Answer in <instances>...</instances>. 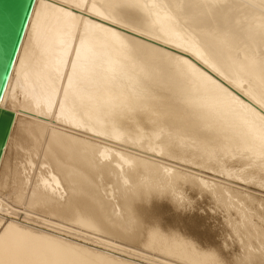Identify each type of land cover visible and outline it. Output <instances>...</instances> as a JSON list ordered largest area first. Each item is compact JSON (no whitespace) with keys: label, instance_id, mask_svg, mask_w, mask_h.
I'll list each match as a JSON object with an SVG mask.
<instances>
[{"label":"bare ground","instance_id":"6f19581e","mask_svg":"<svg viewBox=\"0 0 264 264\" xmlns=\"http://www.w3.org/2000/svg\"><path fill=\"white\" fill-rule=\"evenodd\" d=\"M18 2L0 0V110L12 111L9 127L5 116L0 126V259L10 244L39 253L28 258L58 264H190L204 259L186 247L193 241L201 253L224 248L264 264L260 140L228 130L205 135L176 109L114 116L112 104L145 100L148 90L159 89L156 54L137 49L121 56L119 40L103 31L127 35L102 18L112 12L101 7L109 0H34L24 25L28 0L22 8ZM78 2L81 7L74 8ZM187 2L204 5L194 11L209 21L206 27L230 33L233 55L264 56L261 0H219V7H213L217 0ZM84 21L103 26L90 29L87 39L106 55L93 61L82 50L69 85L65 73L72 71L75 51L66 68L60 65L59 74L55 69L69 32L75 38L70 43L79 46ZM171 49L164 53L200 66ZM177 71L173 67L172 74ZM141 186L163 191L157 207L174 238L150 243L144 225L129 222ZM180 198L186 211H175ZM9 224L19 231L6 234ZM196 231L207 233L209 245L190 238Z\"/></svg>","mask_w":264,"mask_h":264},{"label":"snow or ice","instance_id":"6c2138e0","mask_svg":"<svg viewBox=\"0 0 264 264\" xmlns=\"http://www.w3.org/2000/svg\"><path fill=\"white\" fill-rule=\"evenodd\" d=\"M72 6L80 8L81 3ZM83 6L88 7L86 3ZM203 6L187 0H109L106 6H101L112 10L102 18L110 20L111 24L127 33H117L114 28L103 29L119 40L122 57H131L137 49L156 54L154 79L160 85L158 90H148L145 100L126 98L112 104V114L118 118L131 119L149 109L153 114H169L164 109H176L195 121L199 131L205 135H218L228 130L236 137L259 139V155L264 159V56L256 53L243 57L233 55L230 33L219 25L206 27L209 21L194 11ZM219 6L217 0L213 7ZM261 6L264 7V0H261ZM92 8L95 9L96 5L93 4ZM84 25L85 33L80 36L79 46L70 43L75 38L71 32L68 33L55 69L59 74L60 65L66 68L68 58L75 51V59L70 61L72 71L65 73L69 85L77 75L82 50L86 58L93 61H102L106 55L94 51L87 39L90 29L103 26L89 21H84ZM158 45L161 47L157 53ZM163 46L188 53L200 66L193 63L192 59L164 53ZM172 60H176L175 66L171 64ZM173 67L178 69L175 75L172 74ZM52 80L55 91V77ZM164 199L160 188L141 186L136 189L134 205L129 209V222L143 224L150 243L174 238L172 233H167L163 228V216L157 207V202ZM186 210L187 205L180 198L175 211ZM10 231L19 230L9 224L5 233ZM185 244L194 257H204L203 260L194 259L190 264H253L250 258L242 260L239 256L234 257L224 248L201 253L195 242L186 241ZM261 251L264 252V248ZM4 254L6 258L0 259V264H58L28 258L39 253L10 244L5 245Z\"/></svg>","mask_w":264,"mask_h":264},{"label":"water","instance_id":"95a60500","mask_svg":"<svg viewBox=\"0 0 264 264\" xmlns=\"http://www.w3.org/2000/svg\"><path fill=\"white\" fill-rule=\"evenodd\" d=\"M11 2H14L15 0H10ZM33 2H34V0H28V4H27V6H26V12H27V14H26V17H25V19H24V22H23V25H24V23H25V21H26V18H27V15H28V13H29V10H30V8H31V6H32V4H33ZM19 4H20V6H21V8L23 7V4H24V2H23V0H19V2H18ZM21 32H22V29H21V31H19L18 32V34H17V36H16V38H15V44H14V47H13V50H12V52H11V54H10V57L12 56V53H13V51H15L14 49H16V47H17V44H18V42H19V39H20V36H21ZM6 39H4L3 40V42L5 41ZM16 42H17V44H16ZM159 46V45H158ZM159 47H161V46H159ZM163 48L164 49H167V50H169V51H174L173 49H171V48H169V47H167V46H163ZM8 65L5 67V69H4V72H7L8 71ZM4 116L5 117H7L9 120H8V122H7V126H6V129H7V127H9V125L11 124V120H10V117L12 116V111H10V110H6V109H4L3 111H1L0 110V126H1V124L3 123V118H4ZM5 132H6V130H5ZM5 132H4V135H5Z\"/></svg>","mask_w":264,"mask_h":264},{"label":"rangeland","instance_id":"374dc122","mask_svg":"<svg viewBox=\"0 0 264 264\" xmlns=\"http://www.w3.org/2000/svg\"><path fill=\"white\" fill-rule=\"evenodd\" d=\"M240 1H241V0H240ZM7 206H9V205H7ZM26 212H27L28 214H30L31 216H34V217H36V216H40V215L35 214V213L31 212V211H26ZM190 238L193 239L194 241H196V242L199 243V244H202V245H204V244H208V245H209V238H208V236H207V233H204V232H202V231H196L195 233H192V234L190 235ZM125 245H126V244H125ZM210 245L216 247V244L213 243V242H211ZM126 246L129 247L128 245H126ZM141 251L144 252V253L149 252V251L145 250L144 248H141ZM147 254L152 255V253H150V252L147 253ZM153 255H156V254H153ZM156 256H157V255H156Z\"/></svg>","mask_w":264,"mask_h":264}]
</instances>
